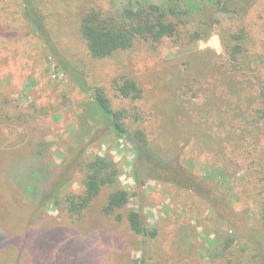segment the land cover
Instances as JSON below:
<instances>
[{
	"label": "rangeland",
	"instance_id": "1",
	"mask_svg": "<svg viewBox=\"0 0 264 264\" xmlns=\"http://www.w3.org/2000/svg\"><path fill=\"white\" fill-rule=\"evenodd\" d=\"M237 1L243 11L235 16L231 7L202 40H138L96 59L80 32L84 14L94 8L116 16L161 0H0V264H264V0ZM38 12L58 50L124 112L126 128L143 130L150 147L172 161L166 176L183 170L207 195L153 177L135 181L132 144L105 128L90 98L57 69L30 24L28 14ZM235 19L248 33L247 60L238 69L221 30ZM120 76L137 83L141 99L117 97L111 80ZM96 155L114 160L118 187L129 193L115 214L101 212L112 187L78 219L61 204L40 207L39 193L29 192L32 173L37 191L40 177L69 163L62 194L80 193L84 174L74 158ZM130 211H139L156 236L135 234Z\"/></svg>",
	"mask_w": 264,
	"mask_h": 264
},
{
	"label": "trees",
	"instance_id": "2",
	"mask_svg": "<svg viewBox=\"0 0 264 264\" xmlns=\"http://www.w3.org/2000/svg\"><path fill=\"white\" fill-rule=\"evenodd\" d=\"M194 2L195 0H161L160 4L139 2L121 10L116 16L104 14L101 10L93 8L81 18L80 32L90 56L103 59L118 51L129 50L138 40L159 43L164 39L177 40L185 35H188L192 41L202 40L208 37L213 29L224 24L226 20H222L223 18L220 16L231 13V7L235 16L243 11L242 8H235L237 0H200L201 8L198 7V9L201 17L194 20L193 13L197 7ZM28 18L48 53L52 56L57 69L70 79L80 93L90 98L103 126L110 129L117 137L125 138L132 144L135 157L134 177L138 184L144 178L153 177L156 180L188 188L199 195L208 194L206 187L198 181L196 182L193 178L189 181L184 179L186 174L183 170L171 169L172 175L168 178L165 162H169L171 167L172 161L159 156L150 147L143 130L126 128L124 112L112 109L104 88L92 87L88 84L85 74L74 67L58 50L46 31L43 17L39 12L28 14ZM235 21L237 23L223 26L221 30L225 34L223 36L224 50L230 65L233 69H238L242 59L247 60L246 49L242 43L248 39V33L246 27L241 25L239 20L235 19ZM190 26L197 28L189 31ZM259 57L261 59L262 56ZM254 71L252 69L251 73H255ZM258 86L260 96L264 97V78L259 80ZM111 87L120 99L136 101L142 97V89L130 78L114 77L111 80ZM76 158H80V155L78 154ZM76 158H74L73 165L78 163L77 170L84 174L81 181L82 190L78 194H62L63 188L70 182L68 171L72 166H67L69 163L64 166L61 174L48 178L40 177V185H38L40 188L38 187L37 191L33 189V178L37 173L31 174L28 179L31 185L29 192L36 195L39 193L36 200L41 205L40 207L46 203H52L56 207L61 204L73 219H78L104 187H112L113 190L101 209L103 215L111 216L128 204L129 193L118 187L119 170L112 158L96 155L90 159H78V162ZM40 207L39 209H41ZM261 217L264 228V204L261 209ZM127 219L135 234L144 238L156 236V231L148 227L139 211H130Z\"/></svg>",
	"mask_w": 264,
	"mask_h": 264
}]
</instances>
